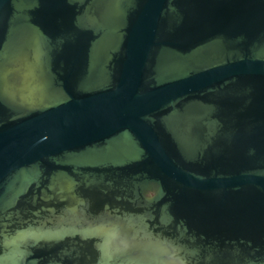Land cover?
<instances>
[{
  "label": "water",
  "instance_id": "obj_1",
  "mask_svg": "<svg viewBox=\"0 0 264 264\" xmlns=\"http://www.w3.org/2000/svg\"><path fill=\"white\" fill-rule=\"evenodd\" d=\"M0 264H264V0H0Z\"/></svg>",
  "mask_w": 264,
  "mask_h": 264
}]
</instances>
